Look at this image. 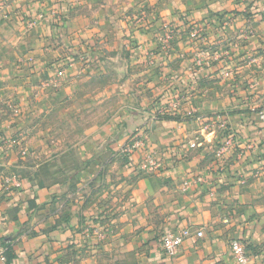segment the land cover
<instances>
[{"label":"crops","instance_id":"1","mask_svg":"<svg viewBox=\"0 0 264 264\" xmlns=\"http://www.w3.org/2000/svg\"><path fill=\"white\" fill-rule=\"evenodd\" d=\"M260 112L264 0H0V264H264Z\"/></svg>","mask_w":264,"mask_h":264},{"label":"built area","instance_id":"2","mask_svg":"<svg viewBox=\"0 0 264 264\" xmlns=\"http://www.w3.org/2000/svg\"><path fill=\"white\" fill-rule=\"evenodd\" d=\"M180 36H181L180 31L174 25L170 23L166 24L164 28V35L160 39V46L162 48H169L171 47L174 41L180 38ZM147 56L149 62H153L154 52L148 51ZM259 118L264 125V112H260ZM190 146L194 147L195 143H191ZM161 167H162V163L158 158H156L155 153L153 151H148V153L144 158L143 169H145V171L149 173H153L159 170ZM195 234L196 236L199 237L203 235L201 231H197ZM98 235L103 238V234L100 231H98ZM190 235H191V229L189 227L184 228L180 231H167L161 239L162 248L165 254L168 256H174L178 252L183 240ZM230 248L232 251L233 258L238 264L248 263L249 261L248 250L246 245L241 240L233 239L230 243ZM4 260H5V248L2 242L0 241V261H4Z\"/></svg>","mask_w":264,"mask_h":264},{"label":"rangeland","instance_id":"3","mask_svg":"<svg viewBox=\"0 0 264 264\" xmlns=\"http://www.w3.org/2000/svg\"><path fill=\"white\" fill-rule=\"evenodd\" d=\"M143 13L142 11L138 12V16L136 18L137 22H140L142 20ZM173 25V24H172ZM97 86H100L99 84ZM110 101H108V104ZM113 106L115 107V102H113ZM101 109V108H100ZM109 110H111V107H108ZM65 111V110H62ZM66 111H69L66 110ZM65 114L62 113L61 115L58 114V112L54 113L53 117L51 118L52 120V126L55 127L57 126L52 132L54 138L58 137L69 144L75 143L79 139V133L80 130L78 129L80 126H78V115L76 118L74 116H69V112H66ZM108 115L106 114H100L99 115V121H103ZM84 122L89 121L88 119H84ZM86 124V123H85ZM52 127V128H53ZM62 147V146H61Z\"/></svg>","mask_w":264,"mask_h":264}]
</instances>
